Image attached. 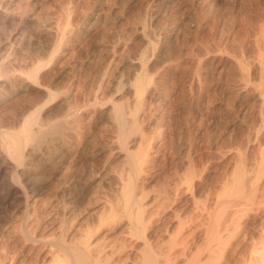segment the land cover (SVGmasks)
<instances>
[{"label": "rangeland", "instance_id": "374dc122", "mask_svg": "<svg viewBox=\"0 0 264 264\" xmlns=\"http://www.w3.org/2000/svg\"><path fill=\"white\" fill-rule=\"evenodd\" d=\"M0 57L23 70L41 63L39 74L55 94L43 112L50 111L58 117L67 104L85 109L79 126L87 136L84 147H73L71 155H63L55 168L54 183L58 185L54 186L59 190L53 186L52 207L49 206L53 209L42 201L37 205L36 210L46 208L51 212L46 217L47 228L36 234L42 243L33 248L21 247L15 242L18 233L4 235V238L11 236V245L15 244L0 245V264L11 260V263L33 264V258L34 264H41L39 260L46 253L52 254L48 240L58 239L61 231L66 230V243L77 245L82 242L85 229L92 222L96 225L94 215L100 210L95 204L99 198L113 197L112 193L118 189L117 179H125L129 169L123 150L116 144L115 124L105 111L113 101L123 106L126 121L130 120L126 111L130 112L134 106L131 85L140 72L138 64L142 57L146 72L153 79L150 86L153 96L148 94L143 98L139 127L145 140L150 141L148 148L145 140L146 147H141L149 149L151 158L148 156L149 164L143 166L146 173H141L138 183H142H137V187L143 190L145 199L154 202L159 200L160 195L155 194L161 188L167 189V193L173 190V184L182 189L175 195L170 191L169 201L157 210V217L153 215V243L162 238L166 241L161 230L170 226L169 218L177 211L189 221L184 229L189 238L185 242L197 245L207 220L203 212L198 214L203 208L201 204L210 208L218 194L225 200L224 193L237 177L238 168L244 171L245 189L258 180L264 147V0H0ZM65 90L70 92L69 103L63 102L68 101L62 98ZM45 101L42 90L28 87L0 108V130L16 127L20 109L28 112ZM129 138L134 139H129L131 142L128 140L127 144L133 152V148L137 149L136 134ZM60 156L57 153L58 159ZM35 166L32 181L36 182L37 178L39 183L45 181L43 166ZM97 174L101 179H95ZM78 177L79 187L76 186L68 200L63 189ZM224 182L228 183L227 187L223 186ZM156 206L153 204L151 210ZM23 212L21 204L6 196L0 182V226ZM252 213L238 216L242 221L239 219L236 231L241 233L236 232L234 246L239 244L240 252L251 246L241 237L251 236L261 227L262 215L258 211H254L256 216ZM98 230L94 238L97 243L100 241V248L101 229ZM97 253L94 250L91 256L94 258ZM28 257H32L30 262Z\"/></svg>", "mask_w": 264, "mask_h": 264}, {"label": "bare ground", "instance_id": "6f19581e", "mask_svg": "<svg viewBox=\"0 0 264 264\" xmlns=\"http://www.w3.org/2000/svg\"><path fill=\"white\" fill-rule=\"evenodd\" d=\"M57 47H58V44L56 45L55 49H57ZM144 57L146 58V56ZM138 61L139 60L135 61L137 62L136 65L138 64ZM142 61H143V57H142ZM142 61H140V63L138 64L140 68L139 70L140 72L138 74L136 72L137 75H135L136 77L131 85L132 87L131 90L132 91L134 90L133 94H135V99H134L133 109H131L132 111L131 110H129L130 112L126 111L127 113H129L128 114L129 116L128 115L127 116L130 118V120L128 122L126 121L127 117L125 116L126 113H124V110H122L123 106L121 104L119 105L117 103H114L113 101H111L110 106L107 107L108 109L105 111L106 112L105 115L108 114V116L111 117V119L113 120L115 124L116 132H117V138H116L117 143L116 144L118 145V147H121L119 149L123 150L125 158L127 159L126 161H127V164H128L127 166L129 169H127L128 170L127 175L125 173L126 178L123 179L124 177H122V178L117 179L118 189L116 188L115 191L112 189L114 191V193H112L113 194L112 198L105 197L102 200L101 198H99L98 203L97 205L95 204V206L97 210L98 211L100 210L101 212L99 211V214H98L97 213L98 211H97L96 213L98 215L97 216L94 215V217L96 218L94 219L96 221L95 220L93 221L96 222V225H94V222H92L93 224H91V226H88L85 229V232L83 235L84 237H82L81 239L82 242L78 241L80 242L79 244H77L78 246L77 245L71 246L70 244L68 245L66 243L65 237L67 235V231L63 230L61 231L58 239L48 240L49 251H52L51 256H49L46 253L43 256V258L41 256L42 260H39V261H42L41 264H264V147H263V152H262L263 154L260 159L261 161L259 160L260 161L259 176L256 175L258 180H256L253 183H250L248 188L245 189L244 188V171L242 169L239 170L238 168V170L236 171L239 175L234 171L237 174L236 175L237 177H234L235 179L233 180V182L229 183L230 186L227 187L228 183L224 182L225 184L227 183L226 185H223L227 187L224 193L225 197L227 196L225 200L221 198V196L223 197V195L218 194L217 198L213 201V204L210 202L212 205V206L209 205L211 206L210 208H205L206 205L204 206L201 204L203 208H201L202 210H200V212L199 213L197 212V213L201 214L203 212L206 215L205 218H207V220L205 222V225L202 222V224L204 225L202 228L203 233H200L199 231V233L202 234V236H200L201 238L199 242L196 239L198 242L197 245L191 246L190 244H187L185 242L188 236V233L187 235H185L184 229L186 228V225L187 223H189V221L187 222L186 218L183 217V214L182 213L179 214L177 213V211L176 212L174 211L172 213V217L169 218L170 226H166L164 230L161 227L160 229L157 230L159 231L162 229L161 231H163V233L166 235V238H167V239L165 238L166 241H163L162 240L163 238H162L159 242L157 241L156 243H153L154 241L152 239L153 237L152 225L154 224L153 221L155 220L154 219L152 221V219L154 218L153 215L156 214L157 210L162 208L169 201L168 193L172 191V193L175 195L177 192H179L180 187L174 186L173 184L174 188L171 187L173 188V190L170 188L171 190L168 193H167L168 191L167 189L165 190L161 188L160 192L158 194H155L158 196L160 195L158 198L159 200L157 202L155 200L156 203L153 200L150 201V199L149 200L145 199L146 197L143 194V190L137 187V183L139 181L141 173L143 172V166L147 165L148 163L147 158L148 156L150 157L149 155L150 151H148L149 149L146 151V149L141 147V145L146 147L145 142H144L146 138L143 135L142 130H140L139 119L141 117L140 109H141V106L143 105L142 104L143 98L144 96L146 95L148 96V94L152 93L150 86H151L153 79H152V76L146 72L147 71L145 69L146 64L144 63V61L143 62ZM40 68H41V63H35L31 65L27 70H23L20 67H13L10 64H7L5 62V59L0 57V108L4 107L10 99H14L15 96L21 94L25 89H27L30 86L40 89L46 94V101L42 105L41 104L38 106L35 105L28 112H24V110L22 109L18 111L17 115L19 118L17 120L16 127L7 126L6 128L0 130V182H1V186L3 190L5 191L7 197L12 198L15 203L21 204L22 207L24 208L23 213H21L19 216L17 215L11 216L10 218L7 219L5 223H3L2 226H0V245H4V246L11 245V239H10L11 236L10 237L7 236L6 238H4L5 237L4 235H9V233L11 232H16V234L18 233L19 239H16L17 241L15 242L18 245L20 244L21 247L26 246V247L33 248L36 245H39L40 243H42V240L38 238L37 237L38 235L36 234L38 230L43 231L45 230V228H47V225H49L46 223V217L51 214V212L49 213V211L53 209V208L50 209L52 207L50 204L52 202L51 197L53 196L52 190H55L56 188L58 189V187L55 188L54 186V184L58 185L57 183H54L55 168L57 167L58 162L62 160L61 158H63V155H66L69 152H72L71 149L75 147L76 145L79 147H84V144H86V141H87L85 130L82 128L83 129L82 131L81 127L79 126L81 122V116H82L81 114H83L81 112L84 111L85 109L84 110L78 109V108L72 107L69 104L67 105L65 104L66 102L69 103V96H70L69 91L65 90V92L62 94V98L64 99L67 98L68 101L63 100V102L66 101L65 103H63L66 105V107L65 109L60 108L62 109L60 112L65 110L64 112H62L61 115H59L58 117H55L53 116L52 112L50 113V111L49 112L45 111V113L43 112L45 105H47V103H50V101L54 99L55 94L49 89L48 85L43 82L44 81L43 76L39 74ZM241 71L243 72V70ZM153 90H156V89H153ZM154 93H157V92H154ZM151 95L153 96V94ZM259 98H260V95H259ZM262 102L264 103V97L262 99ZM96 104H97L96 102L93 103V108H94V105ZM103 106L105 107V104ZM262 115H263L262 123L264 126V112L262 113ZM7 119L10 121V118L7 117ZM263 132H264V129H263ZM132 134H136V138H137L135 139L137 140L136 141L137 149L136 147L133 148L135 149L136 153H133L135 151L132 152V150L130 152V148L127 146L128 142L130 141L129 139H133V138H129ZM148 142L146 141V145H147L146 148H148V145H149ZM141 148H143L142 149L143 151H141ZM57 153L61 155L59 159L57 158ZM37 164H41L44 168L43 175H44L45 181L43 179V181L40 183L38 181L39 178H37L36 182L32 181L34 177L32 175V170L35 165L37 166ZM62 165H63V162H62ZM39 167L40 166H38L37 169ZM256 167L258 168L257 165ZM257 173H258V170H257ZM144 174L142 175L144 176ZM97 178L98 179L100 178L99 174L96 175L95 179ZM184 178L185 177H183V179ZM75 179L73 181H69V182L67 181L68 184L65 185V189H63L68 200H71L72 192L75 190L76 186H78L77 183H78L79 177L77 178V181H75ZM193 179H194V176H193ZM46 182H49V183L46 184ZM184 182L186 183V181ZM141 183H138V184L140 185ZM168 185L166 184V186ZM181 185L183 184H181V180H180V186ZM53 186L55 189L53 188ZM170 186L172 185H169V187ZM62 187H64V185ZM191 187H193V185ZM162 190L164 191L161 192ZM192 190L194 191V189ZM44 191L47 194L45 193V195H43ZM49 191L51 193H49ZM190 192L191 191H189V193ZM170 196H171V193H170ZM219 196L221 200L220 198H218ZM157 197H154V198H157ZM214 197H216V195H214ZM189 198L192 201V202L189 201V203L190 202L193 203L194 198L192 199L191 196ZM205 198H204V201H205ZM173 199L174 197H172V200ZM175 200H177V198ZM41 201L44 202L45 205L47 203L50 204V205L47 204L48 207L51 206L49 207L50 210L46 208L42 211L36 210L38 203ZM204 201H203V204H204ZM207 201L208 200H206V202ZM153 204L157 205L154 211L151 210L152 209L151 207L153 206ZM173 204H174V201H173ZM193 205L194 204H192V207L195 206ZM170 207L171 206H169V208ZM93 208H94V205H93ZM166 208L169 209L168 207ZM181 210L183 211V209ZM95 211H91V212L95 213ZM254 211L255 213H257L258 211L262 215V223L260 224L258 222L261 225V227L258 225L260 227V230L258 229L259 230V231L257 230L258 232L256 231L254 232L258 234L253 233V235L251 236H247L246 234H244L243 237H241L242 239L240 240L244 241V243L246 242L245 240H248L251 246L248 249L247 248L245 249L244 247L246 251L240 252L238 248L239 244H237L238 247L234 246V244H236L234 242H235V236L237 232L236 230H237V227L239 226V219L240 218L242 219V217L238 218V216L240 214H243L245 217V215L248 216L247 213L250 214L251 212H253L252 214H255ZM256 215L258 214H255V216ZM247 216H246V219H247ZM156 217H157V214H156ZM50 221L51 220H49V222ZM193 226L195 225L193 224ZM254 227L256 228L255 225ZM99 228L101 229V232H100L101 233V239H100L101 249L98 247L99 246L98 243L100 241L98 240V243H97L96 238H94V235L96 234ZM191 229L189 230L188 228L187 230L191 231ZM158 233L159 232H157V234ZM237 233H241V231L240 232L238 231ZM192 234H193V231H192ZM160 235L161 234H159V236ZM248 242L246 244H248ZM14 244L15 243H13L11 247L14 246ZM97 247L100 250L97 249ZM240 247H242V245ZM244 249H241V251ZM29 250H32V249H29ZM94 250L98 251V253H97V256L95 254L96 257L93 258V256H91V252ZM13 252H15V250ZM100 253H101V256H100ZM5 256L7 255L5 254ZM100 257H101V260H100ZM10 259H12V257ZM30 259L28 260L29 262H30ZM33 260H35V258H33ZM33 260H32V263L34 264ZM37 260L38 259L36 258V261ZM11 261L13 262V260ZM11 261L10 262L8 261V263L4 262V264H23L21 262H24V261H17V262L11 263ZM24 264L26 263L24 262Z\"/></svg>", "mask_w": 264, "mask_h": 264}]
</instances>
